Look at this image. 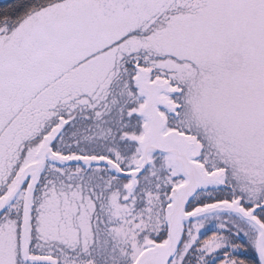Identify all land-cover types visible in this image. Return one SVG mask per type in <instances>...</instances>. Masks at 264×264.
I'll use <instances>...</instances> for the list:
<instances>
[{
	"label": "snow or ice",
	"instance_id": "1",
	"mask_svg": "<svg viewBox=\"0 0 264 264\" xmlns=\"http://www.w3.org/2000/svg\"><path fill=\"white\" fill-rule=\"evenodd\" d=\"M0 264H264V0H0Z\"/></svg>",
	"mask_w": 264,
	"mask_h": 264
}]
</instances>
